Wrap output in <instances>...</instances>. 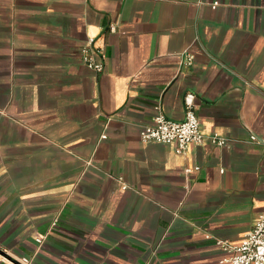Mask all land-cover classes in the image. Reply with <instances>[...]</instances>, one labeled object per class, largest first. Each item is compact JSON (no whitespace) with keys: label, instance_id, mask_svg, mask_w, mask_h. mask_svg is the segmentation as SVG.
<instances>
[{"label":"crops","instance_id":"0c3cea01","mask_svg":"<svg viewBox=\"0 0 264 264\" xmlns=\"http://www.w3.org/2000/svg\"><path fill=\"white\" fill-rule=\"evenodd\" d=\"M187 92L205 140L142 142ZM252 135L264 0H0V264H227L215 239L240 242L264 209Z\"/></svg>","mask_w":264,"mask_h":264},{"label":"built area","instance_id":"2783aa9c","mask_svg":"<svg viewBox=\"0 0 264 264\" xmlns=\"http://www.w3.org/2000/svg\"><path fill=\"white\" fill-rule=\"evenodd\" d=\"M81 60L90 70L102 71L101 51L94 46L93 38H90L87 44L81 48ZM185 63H192L191 55H187ZM194 100L195 95L193 93L184 94V117L181 121L171 120L161 110L157 109V113L151 122L141 127L139 131L140 140L142 142L174 143L177 153L183 152L191 144H201L205 140V136L199 127ZM209 140L219 146L226 145V140L216 135L210 136ZM250 140L264 143V140H258L253 135ZM186 171H190V168H187ZM123 187L125 188V186ZM42 240L43 237L36 238L39 244ZM214 243L228 252L229 256L225 259L227 264H264V209L258 215L251 230L245 234L240 242L232 244L227 240L215 239ZM16 264H30V258L21 257Z\"/></svg>","mask_w":264,"mask_h":264}]
</instances>
